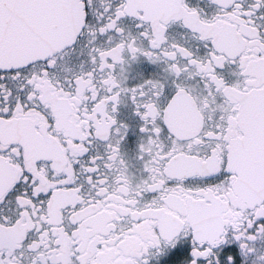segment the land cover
I'll return each mask as SVG.
<instances>
[{
  "label": "snow or ice",
  "instance_id": "6c2138e0",
  "mask_svg": "<svg viewBox=\"0 0 264 264\" xmlns=\"http://www.w3.org/2000/svg\"><path fill=\"white\" fill-rule=\"evenodd\" d=\"M0 264H264V0H0Z\"/></svg>",
  "mask_w": 264,
  "mask_h": 264
}]
</instances>
